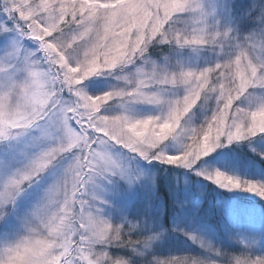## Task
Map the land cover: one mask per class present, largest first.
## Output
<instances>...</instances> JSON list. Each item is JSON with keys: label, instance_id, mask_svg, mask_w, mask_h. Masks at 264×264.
Returning <instances> with one entry per match:
<instances>
[{"label": "snow or ice", "instance_id": "snow-or-ice-1", "mask_svg": "<svg viewBox=\"0 0 264 264\" xmlns=\"http://www.w3.org/2000/svg\"><path fill=\"white\" fill-rule=\"evenodd\" d=\"M248 194L264 0H0V264H264Z\"/></svg>", "mask_w": 264, "mask_h": 264}, {"label": "rangeland", "instance_id": "rangeland-1", "mask_svg": "<svg viewBox=\"0 0 264 264\" xmlns=\"http://www.w3.org/2000/svg\"><path fill=\"white\" fill-rule=\"evenodd\" d=\"M253 154L252 153H248V156L251 157ZM257 167H259V165H257ZM258 201V198H252L251 194H248V200L245 202V204L243 205L245 208L254 211L255 213H257V215H259V213L261 211H264V209L261 208V205H264V201Z\"/></svg>", "mask_w": 264, "mask_h": 264}]
</instances>
